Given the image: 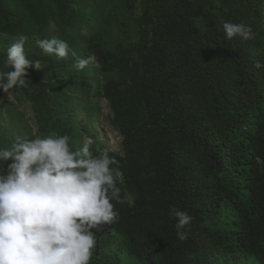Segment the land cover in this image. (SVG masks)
Here are the masks:
<instances>
[{
  "label": "trees",
  "instance_id": "16d2710c",
  "mask_svg": "<svg viewBox=\"0 0 264 264\" xmlns=\"http://www.w3.org/2000/svg\"><path fill=\"white\" fill-rule=\"evenodd\" d=\"M224 22L255 38L228 40ZM18 34L41 68L12 91L37 130L0 89V147L68 135L93 156L109 149L124 176L90 264H264V0H0V71ZM53 37L96 65L37 47ZM101 99L120 152L100 137ZM173 207L192 222L177 229Z\"/></svg>",
  "mask_w": 264,
  "mask_h": 264
},
{
  "label": "clouds",
  "instance_id": "9594fccd",
  "mask_svg": "<svg viewBox=\"0 0 264 264\" xmlns=\"http://www.w3.org/2000/svg\"><path fill=\"white\" fill-rule=\"evenodd\" d=\"M228 40L239 36L254 39L250 25L224 22ZM28 37L18 34L7 48L5 67L0 71V89L27 87L28 69H40L38 60L25 51ZM47 55L74 57L72 67L82 71L96 65L95 55L80 58L68 42L58 38L37 39ZM256 69L264 63L256 61ZM115 157L105 149L93 156L89 144L73 149L68 135L17 137L10 148L0 147V264H90L102 225L118 221L113 201L124 203L121 171L111 167ZM177 229L190 224L187 211L172 208ZM180 240L186 233L178 231Z\"/></svg>",
  "mask_w": 264,
  "mask_h": 264
},
{
  "label": "rangeland",
  "instance_id": "374dc122",
  "mask_svg": "<svg viewBox=\"0 0 264 264\" xmlns=\"http://www.w3.org/2000/svg\"><path fill=\"white\" fill-rule=\"evenodd\" d=\"M15 96V92L12 90H10L9 93H6V98L13 104V107L24 114L26 121L29 122V124L33 127V130L36 131L37 125L35 123V114L30 106V103L24 98L19 101ZM100 113L103 118V123L97 125L98 130L101 132L100 137L112 150L119 152L122 151V136L108 121V115L111 114V112L109 103L105 99H101Z\"/></svg>",
  "mask_w": 264,
  "mask_h": 264
}]
</instances>
